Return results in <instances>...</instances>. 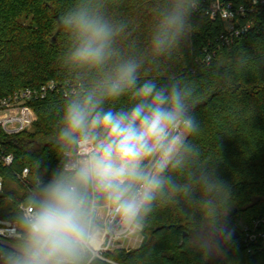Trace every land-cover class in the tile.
<instances>
[{
    "label": "clouds",
    "instance_id": "obj_1",
    "mask_svg": "<svg viewBox=\"0 0 264 264\" xmlns=\"http://www.w3.org/2000/svg\"><path fill=\"white\" fill-rule=\"evenodd\" d=\"M199 7L200 0H162L148 42L155 61L188 39ZM57 24L68 37L62 66L78 83L56 106L58 164L21 202L0 264H115L102 256V237L142 233L158 204L196 201L206 216L226 206L227 186L190 139L201 133L196 82L144 76V59L117 47L127 23L99 0H73ZM89 73L96 75L85 83Z\"/></svg>",
    "mask_w": 264,
    "mask_h": 264
},
{
    "label": "trees",
    "instance_id": "obj_2",
    "mask_svg": "<svg viewBox=\"0 0 264 264\" xmlns=\"http://www.w3.org/2000/svg\"><path fill=\"white\" fill-rule=\"evenodd\" d=\"M214 1L200 0L191 16L193 29L188 39L170 57L155 61L148 42L162 0H99L108 16L127 23V35L117 47L124 56L144 59V76L160 83L169 78L196 82L199 98L193 115L201 133L190 139L212 160L208 167L230 193L226 206H218L213 216L202 214L196 201L158 204L147 220L139 247L107 254L120 264H264L263 244H246L244 231L236 224L240 218L252 228L256 220L264 218V6L240 17L241 25L253 26L227 45L223 39L228 34L226 22L209 14ZM252 1L223 0L248 8ZM72 3L0 0V99L52 81L58 84L45 99L31 103L38 116L33 130L10 136L0 129V143L16 157L11 167L0 169L4 179L1 221H17L19 206L34 182L46 179V172L58 164L52 141L56 106L65 90L74 89L78 81L62 66L60 57L68 37L57 19ZM95 75L87 74L84 82L91 83ZM27 167L31 186L16 177ZM179 175L174 174L178 179ZM235 210L237 214L231 215ZM207 227L222 234L219 246L226 254L224 260L212 263L207 249L193 239ZM95 264L105 263L98 260Z\"/></svg>",
    "mask_w": 264,
    "mask_h": 264
},
{
    "label": "built area",
    "instance_id": "obj_3",
    "mask_svg": "<svg viewBox=\"0 0 264 264\" xmlns=\"http://www.w3.org/2000/svg\"><path fill=\"white\" fill-rule=\"evenodd\" d=\"M258 5L264 6V0H253L250 3V7L241 5L234 7L231 4H225L223 0H215L209 10V14L213 19L221 17L227 24V35L223 37L225 43L230 45L232 40L236 36L246 33L252 28V23H246L241 25L240 17L245 16L247 11H254V8ZM58 89V84L54 81L42 86L39 89H23L15 92L14 94L0 99V129L7 135H17L30 128L37 121V113L31 106V103L38 99H45L49 92H53ZM65 92H68L65 90ZM16 160V157L12 153H7L0 143V169L2 167H11ZM16 177L23 185H33V179L31 177L30 169L24 168L21 172L16 173ZM37 179L34 182L36 185ZM4 179L0 175V195L3 193ZM264 225V218L255 221L252 228L247 227L243 229L245 237L244 242L248 245L258 244L261 242L264 246V232L261 231ZM17 228V221H1L0 220V242L8 246H11V241L5 238V233L15 230ZM143 242L142 233L127 239L121 240L117 237L105 236L101 239V247L105 249L102 252L103 257H107L108 253H113L119 250L130 251L141 245ZM104 262V260H99ZM115 264H120L115 262ZM154 264V263H145Z\"/></svg>",
    "mask_w": 264,
    "mask_h": 264
},
{
    "label": "rangeland",
    "instance_id": "obj_4",
    "mask_svg": "<svg viewBox=\"0 0 264 264\" xmlns=\"http://www.w3.org/2000/svg\"><path fill=\"white\" fill-rule=\"evenodd\" d=\"M37 122H38V119L36 123ZM33 128L34 126L30 128V131L33 130ZM236 224L241 229L246 228V224L240 218H237ZM221 238H222L221 233H215L209 227L205 228L200 233H196L193 235V239L194 240L196 239L200 247L207 249L212 263H215L218 260H224L226 258L225 252H223L219 246Z\"/></svg>",
    "mask_w": 264,
    "mask_h": 264
},
{
    "label": "water",
    "instance_id": "obj_5",
    "mask_svg": "<svg viewBox=\"0 0 264 264\" xmlns=\"http://www.w3.org/2000/svg\"><path fill=\"white\" fill-rule=\"evenodd\" d=\"M60 28V27H59ZM61 29V28H60ZM237 212H238V210H235L234 212H232V214L231 215H236L237 214Z\"/></svg>",
    "mask_w": 264,
    "mask_h": 264
}]
</instances>
